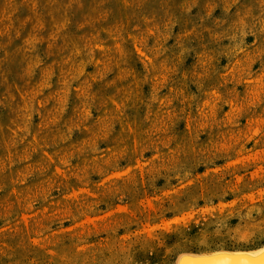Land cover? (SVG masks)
Here are the masks:
<instances>
[{"label": "rangeland", "instance_id": "rangeland-1", "mask_svg": "<svg viewBox=\"0 0 264 264\" xmlns=\"http://www.w3.org/2000/svg\"><path fill=\"white\" fill-rule=\"evenodd\" d=\"M261 247L264 0H0V264Z\"/></svg>", "mask_w": 264, "mask_h": 264}, {"label": "bare ground", "instance_id": "bare-ground-1", "mask_svg": "<svg viewBox=\"0 0 264 264\" xmlns=\"http://www.w3.org/2000/svg\"><path fill=\"white\" fill-rule=\"evenodd\" d=\"M179 264H264V247L253 251L217 252L200 257L184 255Z\"/></svg>", "mask_w": 264, "mask_h": 264}]
</instances>
